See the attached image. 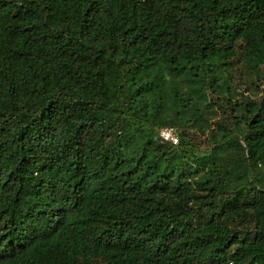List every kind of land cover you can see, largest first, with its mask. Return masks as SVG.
<instances>
[{
  "label": "trees",
  "instance_id": "1",
  "mask_svg": "<svg viewBox=\"0 0 264 264\" xmlns=\"http://www.w3.org/2000/svg\"><path fill=\"white\" fill-rule=\"evenodd\" d=\"M262 65L264 0H0V264H264Z\"/></svg>",
  "mask_w": 264,
  "mask_h": 264
},
{
  "label": "built area",
  "instance_id": "2",
  "mask_svg": "<svg viewBox=\"0 0 264 264\" xmlns=\"http://www.w3.org/2000/svg\"><path fill=\"white\" fill-rule=\"evenodd\" d=\"M159 136L163 141L171 142L172 144H176L178 141V136L173 127H162L159 130Z\"/></svg>",
  "mask_w": 264,
  "mask_h": 264
},
{
  "label": "rangeland",
  "instance_id": "3",
  "mask_svg": "<svg viewBox=\"0 0 264 264\" xmlns=\"http://www.w3.org/2000/svg\"><path fill=\"white\" fill-rule=\"evenodd\" d=\"M261 72H264V65L261 66ZM262 92L261 89H259L258 91L255 90V93L253 96H257V95H260ZM215 109H216V106H215ZM219 115H221L220 111L218 112ZM175 129V128H174Z\"/></svg>",
  "mask_w": 264,
  "mask_h": 264
}]
</instances>
